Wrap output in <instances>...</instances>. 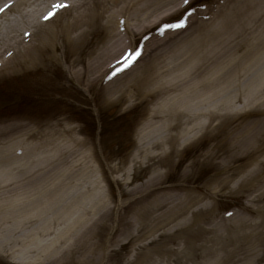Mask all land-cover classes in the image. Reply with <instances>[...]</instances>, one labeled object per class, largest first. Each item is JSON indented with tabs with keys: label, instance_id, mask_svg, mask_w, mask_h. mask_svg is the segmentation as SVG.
I'll use <instances>...</instances> for the list:
<instances>
[{
	"label": "rangeland",
	"instance_id": "1",
	"mask_svg": "<svg viewBox=\"0 0 264 264\" xmlns=\"http://www.w3.org/2000/svg\"><path fill=\"white\" fill-rule=\"evenodd\" d=\"M252 1L262 0H188L187 4L173 0L156 5L144 16L146 21L134 22L127 29L128 34L113 26L128 47L117 59L105 58L93 68L86 62L94 60L114 36L108 37L103 17L88 16L85 23L73 29L69 40L58 37L53 49L35 48L26 53L27 59L33 55L31 64L16 63L17 69L10 66L0 72V125L21 124L2 133L0 139L1 146L8 145L10 166L6 170V165H0V208L6 207L7 201H31L26 202L28 209L17 213L18 217L26 214L24 220L16 221L17 216L6 222L0 220V264H89L81 243L86 237L96 243L87 244L93 251L89 260L94 256V264H192L193 259L196 264H264L261 254L252 258L250 239L241 244L245 251L236 248L241 241L227 240V235L234 236L237 223L233 218L229 224L233 213L253 219L264 215L263 206H259L264 199L250 204V189L239 184L243 170L252 167L253 161L242 156L222 171L214 160H194L218 142L227 128H241L252 121L264 125V53L257 57L256 51L251 58L236 62L235 53L243 54L246 45L238 41V50L232 52L224 44L235 34L251 36L247 28L251 23L241 22L238 16L250 12ZM260 12L264 32V8ZM180 20L185 21L183 27H167ZM234 24L241 26L240 30ZM258 25L254 24L256 36L261 31ZM80 29L82 32L75 35ZM214 31L220 35L210 36ZM198 39L203 43L194 45ZM260 50L263 52L264 46ZM230 59L235 63L229 64ZM238 63L242 67L235 72ZM196 64V68L207 67L206 76H223L196 88L193 81L186 82L190 66ZM125 65L133 66V77L131 73L120 77L116 89L110 88L114 84L110 79ZM171 65L176 69L166 73ZM85 66L87 72L83 71ZM205 72H200L201 77ZM189 76L193 78L194 74ZM172 77L182 78L179 86L189 93L180 101V113L187 122L172 132L181 136L182 129L197 119L205 127L195 135L192 132L188 139L181 136L175 144L176 154L166 158V166L160 168L162 176L157 184L130 201L146 189L143 184L155 172L141 166L144 159L137 149L158 142L167 146L165 129L149 114L177 93L152 92L156 82ZM121 84L124 86L119 90ZM109 88L113 89L111 93L106 92ZM200 113H208V117ZM156 153L157 149L150 148L148 154ZM130 157H136L139 168L133 183L126 185L122 182L134 172ZM117 161H124L125 169L111 173L110 166ZM11 169L16 179L5 177ZM260 170L261 175L252 178L254 184L264 180V165ZM30 177L32 184L27 183ZM57 178L62 189L54 193L51 182ZM13 180L18 183L15 188H11L16 184L11 183ZM41 186H50V191L41 190ZM167 192L201 198L190 206L200 207L197 221L174 225L178 216L162 226L146 223L140 233L128 236L126 224L118 223L117 218H133L146 201ZM98 197H104L111 207L101 219L90 210L91 200ZM58 199L73 200L70 212L58 209ZM46 202H51L50 208L44 206ZM36 210L39 214L35 215ZM29 213L32 217L26 219ZM185 216H190V210ZM51 241L56 243L54 252L46 248ZM176 249L181 251L174 253Z\"/></svg>",
	"mask_w": 264,
	"mask_h": 264
},
{
	"label": "bare ground",
	"instance_id": "2",
	"mask_svg": "<svg viewBox=\"0 0 264 264\" xmlns=\"http://www.w3.org/2000/svg\"><path fill=\"white\" fill-rule=\"evenodd\" d=\"M171 1L173 0H0V9H3L0 11V72L2 70L6 71L10 66H14L17 69V65H15L16 63L23 62L31 64V62H33V58L30 56L33 55L30 54L29 58L27 59L26 53H31V51L35 48L42 49L49 47L53 49L56 46V39L58 37L69 40L73 29L77 28L79 24L82 25L85 23V18L88 16L103 17V24L109 29L108 37L111 38L114 36V38L108 39L109 42L106 43L102 52L96 53L94 60L87 61V66L90 68L97 67L101 63V60H104L105 58H109L108 60L117 59L122 54L124 49H127L128 44L126 41L122 40L121 34L119 32L113 31V26L121 27L124 33L128 34L127 29L130 30L134 22L139 24L140 22L146 21L147 18H144V16H146L148 12L154 10L156 5L161 4L160 6H163ZM6 4L8 7H4ZM57 5L63 6L57 7ZM248 6L250 12L239 15L238 19L241 22H246V24L251 23V25L247 26L248 30L252 32L251 36L247 37L245 34L243 36L240 34H235L231 39L229 38L226 43L223 42L226 44V48L232 52L234 51L233 49H235V51L238 50V41H243L246 45V50L243 54L237 55V53H235L234 58L236 62H239L240 60L245 61L251 58L256 51L257 52L255 56L257 57L264 53V51L262 52L260 50V48L264 46V32L261 28L262 20L260 12L261 9L264 8V1H252V4H249ZM69 10L71 11L70 15L64 17L65 15L63 16V13H66L67 11L69 12ZM50 12L52 13L51 16L48 15ZM140 14L143 15L139 17ZM45 17L48 18L45 19ZM60 18H62V20H60ZM232 18H230V23L232 22ZM235 23L237 24L236 21ZM236 24H234L233 27H237ZM254 24H259L257 27L261 29L257 36L254 34ZM240 27L241 26H239V28ZM239 28L237 27L238 30H240ZM81 32L82 29H80L75 35H78ZM217 35H220L219 31H214L212 34H210L212 37ZM200 43H203L202 39L195 40L193 44L198 45ZM181 50L183 51L182 48H179V52ZM248 52L250 53L245 56ZM230 63H235V61L230 59L229 64ZM242 64L244 65V63ZM87 66L84 67V72H87ZM174 66L175 65H171L165 69L167 72L164 70V72L160 73H169L170 71L173 72L176 69ZM196 66L197 64L190 66L189 73L186 78V82L189 83L190 81H193V86L196 88L200 86H207L208 84L213 83L219 77L223 76L221 75L218 78H211L206 76L205 71L207 67L196 68ZM232 67L233 66H231V69ZM240 67L242 66H240L238 63L234 71L239 72L238 70ZM98 68H96V70ZM132 70L133 66L125 65L120 70L119 74L114 75V77L110 79V83L114 82L113 86L110 88L116 89L118 84L121 83L117 82L116 79H119L120 77L131 73L132 78ZM157 72L158 70L154 69L155 75H158L156 74ZM200 72H205L204 77H201ZM79 73L80 71L77 72V74ZM191 73L194 74L193 78L189 76ZM129 76L130 75H128V78ZM159 77H162L163 79L162 75ZM173 77L165 80L164 82L162 80L156 82L152 92L163 93L166 91L177 90V93L169 96V99L166 102L161 103L157 109H153L149 114L150 119L156 118L159 121L158 123L161 124L163 129H165L166 134L164 137V142L167 144V146L164 148L162 142H158L148 148L137 149L138 155H142V159H144V161L141 160V163H143L141 166L152 169L153 172H155L153 175L151 174L152 176L150 175V177L143 184V187L146 186V189L140 192L139 195L130 199V201H136L138 198L144 195L148 189L157 184L158 180L162 176L160 168L166 166V158L176 154L177 147L175 144L179 142L178 139L181 138V136L184 139H188L190 134H193L192 132H194L193 135H195L197 131L205 127V124L202 123L201 120L197 119L191 126H185L182 129L181 136L177 132H172L187 122L183 121L182 119V114L180 113V107L182 104H180V101L181 99H184L183 96H187L189 94L182 92L184 90L179 86V84L184 82L183 79L178 77L173 80ZM88 78L89 76H87V81ZM94 78L95 77L92 79ZM131 78L129 81L132 80ZM143 79L144 75L141 80ZM123 86L124 85L121 84L119 86V90H122ZM110 88L106 92L111 93L113 89L111 90ZM200 115L208 117V113H200ZM17 126L20 127L21 124L10 123L7 126L0 125V139L2 133L5 134L7 131L16 129ZM222 133L223 135L218 142H215L211 146H208L206 149L202 150L198 154V157L194 160H197V162L214 160L221 166L222 171H224L235 161L242 158V156L250 158L253 161V166L243 170V174L241 175L242 179L239 181V184H246L247 189H250L251 195L247 199L250 204L261 201L264 199V180L258 184H254L252 178L256 175H261L262 172L260 169L262 168V165H264V152L262 151L264 149V125H261L258 121L257 123L256 121H252V123L244 125L241 128H227V130H224ZM150 148L157 149L158 153L149 156L148 153ZM8 149L9 148L7 144L4 146L0 145V163H3L0 165H6V170H8L10 167L8 165L9 162L7 159L9 154L6 153ZM256 153L260 154L256 155ZM128 159V161L131 162V170L134 172L131 174L130 179H126L122 182L126 185L133 183V180H135L137 177L135 172L139 168V166L136 165V157H130ZM123 164L124 161H119L112 167L110 166V172L116 173L118 171L124 170L125 167L122 168ZM239 167L242 168V166ZM185 174L186 171L184 170L180 177L183 178ZM5 177L10 178L11 180L16 179V174L11 169ZM223 179H225V177ZM31 180L32 177L28 179L27 183L32 184L33 182ZM14 181L15 180H13L11 183H16ZM35 183L37 182H34V185ZM17 184L18 183L13 184L11 188H15L13 186H16ZM20 184H22L21 180L19 181V185ZM51 184L54 186V193L57 190L62 189L61 179L59 178L53 180ZM7 185L9 188V184ZM167 186L169 187V185ZM42 189L50 191V186H41V190ZM62 192H64V190L61 191V194ZM199 200H201V198L196 197L194 194L179 195L176 193L167 192L146 201L143 205L141 204L142 206H140V208L135 211L133 218L130 217L123 219L118 217L117 222H123V224H126L128 236H133V234L140 233L146 223L154 224V226H162L169 221H173L178 216L179 220L176 222L174 221V225L185 223L187 221L196 222L198 219L197 209L200 207H196V209H190V206L192 203H196ZM72 201L73 200L65 201L58 199L56 203L60 207L58 209H60L61 212H70L72 209ZM26 202L28 203L31 201H7L6 207L0 208V220L6 222L8 219H13V216H17V213L20 210H23L24 212L25 208L28 206L26 205ZM52 203L54 206L56 205V203ZM50 204L51 202H46L44 206L50 208ZM90 205L91 213L93 214L97 212V219L105 217V215L111 210V207L106 204L104 197H98V199L94 201L91 200ZM259 206H263L264 208V204ZM189 210L190 216L187 217L185 216V213ZM86 211L87 209H85V212ZM23 212L19 217L17 216L18 218L16 221L25 219L24 216L26 214H23ZM257 212L259 213L258 210ZM36 214H39V212L37 211L35 215ZM29 217H32L31 213L27 214L26 219ZM233 218H235V220L237 219V223L234 221V236L227 235V240L229 242L241 241L240 244H236V248L240 250L243 249L241 244H244V242L250 239L251 241L249 242V248L252 250L250 252L252 253V258H259V254H261V257L264 256V215L260 214L258 219H253L251 217L233 213V217L228 220L229 224H231ZM113 238V241H115V236ZM150 242L152 241H149L148 243ZM81 243L82 247L85 249V254L83 255L84 260H88L89 264H94V256L92 257V260H89V256L93 255V251L87 249V244L94 246L96 243L92 241L91 238L88 239V237H86ZM55 246L56 243L51 241L46 245V248L49 250V252H54ZM180 251V249H176L173 252L179 253ZM228 252L232 253L233 251L231 249ZM193 260H191V263L196 264L193 262ZM184 261L186 260L184 259ZM150 262H155V260H151ZM163 264H167V262H164Z\"/></svg>",
	"mask_w": 264,
	"mask_h": 264
},
{
	"label": "snow or ice",
	"instance_id": "3",
	"mask_svg": "<svg viewBox=\"0 0 264 264\" xmlns=\"http://www.w3.org/2000/svg\"><path fill=\"white\" fill-rule=\"evenodd\" d=\"M184 3L187 4V3H188V0H184ZM60 6H63V5H57V7H60ZM4 7H8V5L6 4ZM2 10H3V9H0V11H2ZM48 15L51 16L52 13L50 12ZM47 18H48V17H45V19H47ZM184 24H185V21L180 20L177 24L167 25V27H173V28H175V27H183Z\"/></svg>",
	"mask_w": 264,
	"mask_h": 264
}]
</instances>
